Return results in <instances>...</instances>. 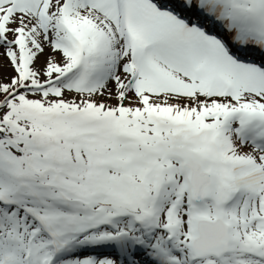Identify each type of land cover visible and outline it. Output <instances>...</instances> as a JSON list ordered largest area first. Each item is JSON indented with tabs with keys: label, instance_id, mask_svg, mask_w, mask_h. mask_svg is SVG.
Listing matches in <instances>:
<instances>
[{
	"label": "snow or ice",
	"instance_id": "1",
	"mask_svg": "<svg viewBox=\"0 0 264 264\" xmlns=\"http://www.w3.org/2000/svg\"><path fill=\"white\" fill-rule=\"evenodd\" d=\"M0 264H264V0H0Z\"/></svg>",
	"mask_w": 264,
	"mask_h": 264
}]
</instances>
